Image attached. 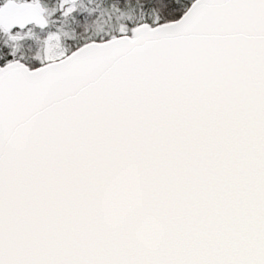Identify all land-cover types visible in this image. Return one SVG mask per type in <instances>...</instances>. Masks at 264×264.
Segmentation results:
<instances>
[{"label":"snow or ice","instance_id":"snow-or-ice-1","mask_svg":"<svg viewBox=\"0 0 264 264\" xmlns=\"http://www.w3.org/2000/svg\"><path fill=\"white\" fill-rule=\"evenodd\" d=\"M0 264H264V0H0Z\"/></svg>","mask_w":264,"mask_h":264}]
</instances>
